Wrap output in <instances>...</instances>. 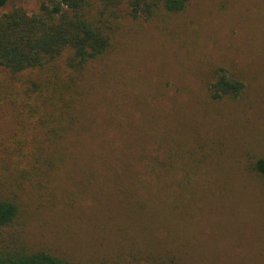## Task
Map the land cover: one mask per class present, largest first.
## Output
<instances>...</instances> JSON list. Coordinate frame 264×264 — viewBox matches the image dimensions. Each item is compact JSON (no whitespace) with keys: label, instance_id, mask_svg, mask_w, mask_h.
<instances>
[{"label":"rangeland","instance_id":"1","mask_svg":"<svg viewBox=\"0 0 264 264\" xmlns=\"http://www.w3.org/2000/svg\"><path fill=\"white\" fill-rule=\"evenodd\" d=\"M41 2L10 0L0 15ZM113 31L82 72L55 64L72 95L55 110L34 107L42 73L15 80L0 65V144L37 149L2 172L20 213L0 246L75 264H264L253 169L264 155V0H191L148 19L123 10ZM218 67L245 82L241 96L212 98Z\"/></svg>","mask_w":264,"mask_h":264},{"label":"trees","instance_id":"2","mask_svg":"<svg viewBox=\"0 0 264 264\" xmlns=\"http://www.w3.org/2000/svg\"><path fill=\"white\" fill-rule=\"evenodd\" d=\"M10 0H0L3 7ZM191 0H42L39 11L29 14L13 8L0 15V65L11 77L20 80L29 73H42V81H31L36 93L35 108L51 110L68 106L70 83L58 80L55 64L64 59L65 66L75 74L86 63L104 55L112 45L116 19L124 10L132 18H150L159 7L167 12L184 11ZM94 9V10H92ZM74 79V75H70ZM211 96L214 99L237 98L245 90V82L224 67L213 70ZM28 92H30L28 90ZM31 97V95H29ZM27 104L31 102L26 101ZM51 113V112H49ZM54 115L53 113H51ZM56 129H51L54 131ZM0 230L12 225L19 216L18 203L6 196L2 172L19 163L17 153L34 160L37 149L26 144H0ZM24 154H21L24 156ZM30 165L33 162L27 161ZM253 169L264 179V155L253 162ZM0 264H75L73 261L45 250L31 251L26 246H0Z\"/></svg>","mask_w":264,"mask_h":264}]
</instances>
